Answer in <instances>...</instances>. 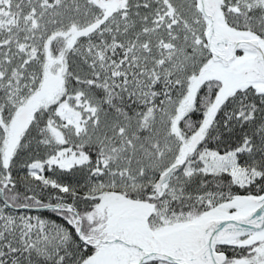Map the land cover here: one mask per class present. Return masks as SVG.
I'll list each match as a JSON object with an SVG mask.
<instances>
[{"label":"snow or ice","instance_id":"6c2138e0","mask_svg":"<svg viewBox=\"0 0 264 264\" xmlns=\"http://www.w3.org/2000/svg\"><path fill=\"white\" fill-rule=\"evenodd\" d=\"M0 264H264V0H0Z\"/></svg>","mask_w":264,"mask_h":264}]
</instances>
